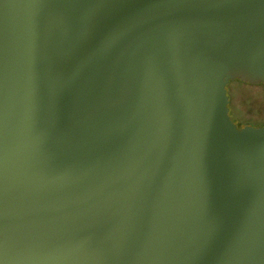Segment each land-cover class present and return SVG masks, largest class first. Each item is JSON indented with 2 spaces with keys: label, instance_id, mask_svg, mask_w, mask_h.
<instances>
[{
  "label": "water",
  "instance_id": "water-1",
  "mask_svg": "<svg viewBox=\"0 0 264 264\" xmlns=\"http://www.w3.org/2000/svg\"><path fill=\"white\" fill-rule=\"evenodd\" d=\"M264 0H0V264H264Z\"/></svg>",
  "mask_w": 264,
  "mask_h": 264
},
{
  "label": "rangeland",
  "instance_id": "rangeland-1",
  "mask_svg": "<svg viewBox=\"0 0 264 264\" xmlns=\"http://www.w3.org/2000/svg\"><path fill=\"white\" fill-rule=\"evenodd\" d=\"M228 97V115L239 127L264 125L263 87L238 79L229 80L225 85Z\"/></svg>",
  "mask_w": 264,
  "mask_h": 264
},
{
  "label": "flooded vegetation",
  "instance_id": "flooded-vegetation-1",
  "mask_svg": "<svg viewBox=\"0 0 264 264\" xmlns=\"http://www.w3.org/2000/svg\"><path fill=\"white\" fill-rule=\"evenodd\" d=\"M235 126H236V127H239L236 123H235Z\"/></svg>",
  "mask_w": 264,
  "mask_h": 264
},
{
  "label": "trees",
  "instance_id": "trees-1",
  "mask_svg": "<svg viewBox=\"0 0 264 264\" xmlns=\"http://www.w3.org/2000/svg\"><path fill=\"white\" fill-rule=\"evenodd\" d=\"M259 85H261V84H259ZM262 86V85H261ZM264 95V94H263Z\"/></svg>",
  "mask_w": 264,
  "mask_h": 264
}]
</instances>
